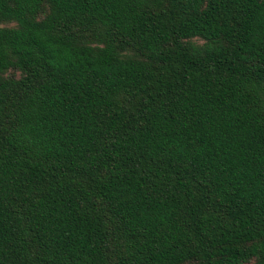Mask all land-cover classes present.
Here are the masks:
<instances>
[{
	"label": "trees",
	"instance_id": "obj_1",
	"mask_svg": "<svg viewBox=\"0 0 264 264\" xmlns=\"http://www.w3.org/2000/svg\"><path fill=\"white\" fill-rule=\"evenodd\" d=\"M0 264H264V0H0Z\"/></svg>",
	"mask_w": 264,
	"mask_h": 264
}]
</instances>
